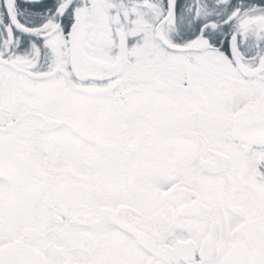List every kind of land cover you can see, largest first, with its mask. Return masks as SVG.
<instances>
[{
    "label": "snow or ice",
    "instance_id": "1",
    "mask_svg": "<svg viewBox=\"0 0 264 264\" xmlns=\"http://www.w3.org/2000/svg\"><path fill=\"white\" fill-rule=\"evenodd\" d=\"M0 264H264V0H0Z\"/></svg>",
    "mask_w": 264,
    "mask_h": 264
}]
</instances>
